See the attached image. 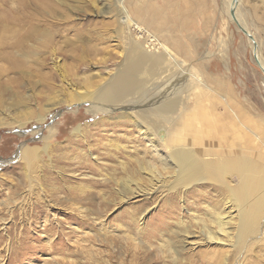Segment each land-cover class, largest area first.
<instances>
[{
    "label": "rangeland",
    "instance_id": "obj_1",
    "mask_svg": "<svg viewBox=\"0 0 264 264\" xmlns=\"http://www.w3.org/2000/svg\"><path fill=\"white\" fill-rule=\"evenodd\" d=\"M258 1L254 6L258 9L253 10L247 0H241L238 12L259 41L264 63L261 19L264 8ZM119 2L0 0V103L4 102L0 105V264H172L155 251L161 239L153 232H159L157 222L163 219L168 220L171 228L176 227L174 221L181 213L188 219L186 210L180 214L170 211L171 218L166 217L164 210L171 207L168 199L173 195L167 187L158 199L135 196L129 202L122 201L116 191L136 171H132L135 164L130 155L146 153V160H153L145 150L142 126L134 124L136 109L125 111L116 107L94 114L87 111L91 107L89 101L72 105L64 101L47 113L45 121H39V116H46L50 103L45 81L56 66L65 71L69 82H85L91 77L102 84L116 73L132 48H144L146 44L145 49L154 52L156 48L150 40L154 35L185 60L190 74L194 73L188 77L183 92L188 108L193 110L194 123L179 128V138L191 136V128L192 134L224 136L227 146L242 151L264 167V71L254 59L248 37L228 17L229 1L123 0L132 18L145 28L142 31L119 18ZM206 4L212 13L210 19ZM17 16H24L22 23L16 21ZM32 24L38 27V33L34 32L18 47L17 32L27 34L26 27ZM46 29L53 35L48 45L40 36ZM53 49L59 53L53 56L50 52ZM19 52L30 53L29 60L22 58L23 68L11 64L21 59ZM81 53L87 59L84 68L77 72V80L72 72ZM42 62L47 63L45 67ZM146 75L141 78L145 79ZM198 75L210 88H203ZM56 84L49 96L62 88L61 81ZM59 93L60 99L65 100L70 96V89L65 85ZM130 98L132 104L138 102L136 92ZM78 125H82L81 133L85 137L77 134L76 141L72 142L75 145L69 146L67 139ZM49 126H54L58 135L56 143L61 146H56L59 150L52 149L51 157L42 153L33 162L34 172L38 171L42 178L41 185L31 186L25 164L15 156L22 145L44 147ZM196 126L202 129L208 126V129L200 131ZM116 144L122 149H117ZM78 162L82 166H77ZM139 177L138 173L133 175L134 179ZM96 182L100 185L96 186ZM129 186L136 188L131 183ZM213 192L218 194L216 189ZM90 194V199H84ZM143 207H152L144 220H131ZM142 222L145 226L140 225ZM141 226L145 227L142 236L138 234ZM150 244L154 246L146 252ZM187 247L178 256V264H200L197 253L206 248ZM226 251L227 260L220 259V264H264V230L257 228L255 238L241 250L227 248ZM204 263L208 264L206 260L201 264Z\"/></svg>",
    "mask_w": 264,
    "mask_h": 264
},
{
    "label": "bare ground",
    "instance_id": "obj_2",
    "mask_svg": "<svg viewBox=\"0 0 264 264\" xmlns=\"http://www.w3.org/2000/svg\"><path fill=\"white\" fill-rule=\"evenodd\" d=\"M228 1L230 12L228 13V17H230L241 32L246 34L254 53V59L258 65L260 64L264 68L259 41H257L255 35H253L239 15L238 8L242 3L241 0ZM118 7L119 18L121 20H125L126 24L131 26V28L134 27L140 31L145 30L129 14L123 0H120ZM15 11L18 10L15 9ZM231 11L234 12V16H232ZM23 18L17 16L16 21L22 23ZM21 28L24 29V25ZM26 28H28L27 34L22 35V33L17 32V35L19 34L20 37L16 44L18 47H21L24 40L31 37L34 32L39 31L38 27L33 24ZM42 32V35L40 34L44 38L42 42L47 45L50 44L53 36L52 33L47 29ZM153 36H150V40L154 42L153 47L156 48L154 52L146 50L145 48L148 47L146 44L144 48L143 46L132 48L125 55L116 73L109 76L108 80L102 84H99L96 82L97 80L91 77L85 82H69L65 71L56 66V69L51 71L50 76H48L49 78L45 81V85L48 94L57 87L56 81L58 80L62 82V85H60L62 88L56 90L53 96H49L46 93L47 100L50 103L45 110L46 116H39V121H45L47 113L64 101L68 105L89 101L91 107L87 111L94 114L99 111L105 112L109 108L115 109L116 107L126 109L125 111L133 108L136 109L134 110V124L142 126L140 131H142L145 138V150L150 153L153 160H146V153L141 156L129 154V159L133 165L135 164L132 168V171L136 170L133 175L135 176V173H138L140 177L134 179L132 175V178L129 177V180L121 183L122 187L116 189V191L121 196L122 201L129 202L135 196H144L146 200H152V197L158 199L165 192L163 189L167 187V191L173 192V195L171 194L172 197L167 198L168 204L171 200L169 204L171 207L164 210L166 217L171 218L169 217L170 211L171 214H180L186 210L188 219L182 217L181 213L180 218H175V228L169 227L168 220L166 219L157 222L159 232L155 231L153 233L159 235V239L161 240H158L159 243L156 244L155 251L157 253L160 252L163 258H168L172 264H178V256L185 249L188 250L187 246L195 250L196 246L201 245L202 248H206L201 253H197L199 254L198 257L201 263L206 260L208 264H220V259L224 258L227 260V248L241 250L250 240L255 238L257 228L260 231L264 230V167L257 165V160L244 154L242 151L227 146L224 136L223 138H215L206 136L201 132H197L198 135L192 134L193 129L191 128V136H188L190 138L184 136L183 138H179L177 135L180 130L179 128L186 124L194 123L191 116L193 110L188 108L186 98L183 95L188 84V77H192L190 75L194 73L191 72L190 74V70L187 69L188 67L185 68V60L181 59L166 43ZM68 50H65L67 54L69 53ZM50 52H53V56L59 53L56 49ZM29 54L19 52L21 59H17L16 62L11 64L17 68H23L24 62L22 58H28L29 60ZM76 58L79 61L72 74L74 77L76 75V79L79 80L77 72L84 68L87 57L81 53ZM45 64L47 63H41L44 67ZM171 72L172 76L169 74ZM145 74H147L146 78H141ZM197 77H199L198 80L203 88H210L200 75ZM65 85L70 89V96L67 99L65 98V100H61L59 92L63 90ZM135 92L138 102L132 104L130 96L135 94ZM203 97L204 94H201V98ZM18 101H21V98ZM128 102L129 106H127ZM3 103H0V105H3ZM197 108L199 107L197 106ZM16 112H19V109ZM126 114L127 112L123 113L122 116H126ZM14 119L21 123L19 118L14 117ZM20 125L24 124L21 123ZM145 125L150 126V128H145ZM205 127L203 128L204 130L208 129V126ZM203 129L197 128L200 131ZM81 130L82 125H78L72 131V137L67 139L69 146L75 145L72 142L76 141L75 137H77V134H79L78 136L83 135ZM57 136L54 126H49L47 134L44 137L45 141H47L44 147L31 148L27 145H22L15 156L17 160L19 159L25 164L24 169L31 186L41 185V174L38 171H35L36 175L33 174V162L37 161L42 153L50 155L54 147L61 146L56 143ZM115 147L122 149L118 144ZM57 149L59 150V148ZM59 157L65 159V156ZM94 159L96 158L94 157ZM156 161H159L161 164ZM124 163L123 161L121 162L122 167L125 166ZM72 165L75 167L82 166L80 162H78L77 166L75 163H72ZM114 180L117 182L116 179ZM130 183L135 185L136 188H131L129 186ZM95 185L98 186L100 183L96 182ZM214 189L218 191V194L213 192ZM91 196L90 194L84 199H90ZM103 198L106 199L105 197ZM79 199L81 200L82 198L79 196ZM121 200L120 202H122ZM203 205L205 206L202 207ZM151 208L143 207L138 212V215L133 214L131 216V220L135 222L144 220ZM202 208H204L203 211H198ZM189 221L191 222L189 223ZM260 223L263 226H259ZM143 224L144 222L140 225ZM144 226L138 229V234L140 233L141 236L145 231ZM198 227H200L199 231L196 230ZM174 236L177 238V241L174 240ZM131 241L129 244H131ZM151 246L154 245H148L145 251H150Z\"/></svg>",
    "mask_w": 264,
    "mask_h": 264
},
{
    "label": "crops",
    "instance_id": "obj_3",
    "mask_svg": "<svg viewBox=\"0 0 264 264\" xmlns=\"http://www.w3.org/2000/svg\"><path fill=\"white\" fill-rule=\"evenodd\" d=\"M247 1H248L249 5H251V6L253 7V10L258 9V8H254V6L257 5V0H247ZM205 2H206V1H205ZM258 2H259V4H260V6L263 4V5H262V8H264V0H259ZM206 5L209 7L208 4H206ZM206 11H207V15L209 16V19H210V18H211V15H212V13H211V11H210V7L207 8ZM261 19H262V21L264 22V12L262 13ZM205 25H206V24H205ZM263 27H264V26H263Z\"/></svg>",
    "mask_w": 264,
    "mask_h": 264
},
{
    "label": "water",
    "instance_id": "obj_4",
    "mask_svg": "<svg viewBox=\"0 0 264 264\" xmlns=\"http://www.w3.org/2000/svg\"><path fill=\"white\" fill-rule=\"evenodd\" d=\"M231 14H232V16H234V12L233 11H231ZM259 66L262 68V70L264 71V68L259 64Z\"/></svg>",
    "mask_w": 264,
    "mask_h": 264
}]
</instances>
